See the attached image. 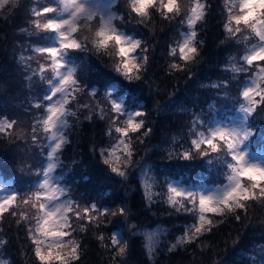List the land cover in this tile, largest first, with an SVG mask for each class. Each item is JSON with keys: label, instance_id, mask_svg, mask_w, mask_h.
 <instances>
[{"label": "trees", "instance_id": "1", "mask_svg": "<svg viewBox=\"0 0 264 264\" xmlns=\"http://www.w3.org/2000/svg\"><path fill=\"white\" fill-rule=\"evenodd\" d=\"M113 1V12L123 14V19L116 21L142 42L141 48L148 49L147 53L139 51L140 60L145 54L148 56L147 68L141 80L129 82L114 71L117 59L113 49L71 55V62L78 67L83 91L76 93L78 103L69 105L76 115L68 117L65 135L69 143L59 153L56 173L61 177L60 183L70 188L71 198L81 205L95 202L112 209L123 205L128 217H113L109 213L101 218L99 225L72 217L69 238L79 246L80 258L76 264H264V201L259 200L248 202L247 211L237 210L241 217L239 221L231 213L224 216L207 214V218L215 221L210 232L169 250L178 237L185 235L186 229L191 235L198 221V212L177 211L167 203L169 180L175 178L193 184L213 172L217 165L209 166L198 156L192 161H184L177 158V154L190 148L193 135L190 129L196 119L206 121L216 106L225 103V93L232 79L241 76L231 70L242 64L236 61L235 53L240 46L244 51L250 34L248 40L241 36L240 43L228 38L223 29L227 19L224 0H200L208 6L204 19L195 26L197 40L201 43L197 44L195 60L185 64L177 52L175 55L169 52L177 47L180 34L176 18L181 22L192 1L187 0L186 9L183 7L185 11L179 17L167 20L152 10L143 21L135 16L130 19L128 12L116 7V1L121 8L125 7L123 0ZM42 6L44 1L40 5V0H20V5L11 14L7 10L0 13V118L17 120L18 131L23 130L28 137L27 141H18L14 138L15 133L12 139L0 135V174L11 179L25 198L34 190L38 178L36 172L44 167L48 151V141L43 133H39L38 145H32L30 139L31 126L39 111L31 108V104L42 99L48 87L46 79L37 88L33 82L34 78H39V73L38 67L33 66L37 55L33 48L37 44L31 38L30 10ZM83 35L85 30L81 31L80 37ZM45 36L48 44L51 34L45 33ZM88 46L91 48V44ZM38 58L49 63L43 56L38 55ZM172 63L180 68H170ZM225 81L228 82L226 88L223 86ZM216 84L221 87H213ZM109 86L124 93L133 111L146 113L143 117L145 127L152 130L147 137H140L143 143L137 138L140 134L130 137L135 149L134 166L129 169L127 180L111 173L99 155L100 148L111 146L115 133L106 134L112 117L105 110L108 103L102 96ZM92 89L96 90L95 96L91 94ZM85 104H91V108L79 106ZM106 107L111 113L109 106ZM100 109L105 110L104 119L100 118ZM89 115L91 120L86 118ZM250 124L254 125V130L258 129L251 140L252 148H264V130L260 128L264 125V108L256 112ZM36 149L40 160L34 163L30 158ZM148 186L151 201L146 198ZM31 209L20 203L15 208L16 216L4 213L0 217V258L6 264H39L29 236L35 219L30 223L20 219L21 213L32 216ZM114 220L117 222L115 227ZM114 231H119L123 241L127 242V253L123 258L114 259L111 246ZM101 235L102 241L98 239ZM149 235L153 240L151 252L146 247Z\"/></svg>", "mask_w": 264, "mask_h": 264}, {"label": "snow or ice", "instance_id": "2", "mask_svg": "<svg viewBox=\"0 0 264 264\" xmlns=\"http://www.w3.org/2000/svg\"><path fill=\"white\" fill-rule=\"evenodd\" d=\"M129 18H140L141 21L151 15L152 10L160 13L167 20L181 16L184 8L181 0H123ZM227 19L223 29L228 38L241 42V34L248 32L254 37L256 43L245 47L240 56L242 64L233 66V72L246 73L251 69L256 72L251 75L239 92V108L236 111L239 116L229 118L225 123L219 120L205 122L197 118L190 132L193 134L190 140V148L177 154V158L184 161H192L197 156L212 166L223 161L226 164V178L228 183L217 187L212 191H205L203 186L186 188L179 186L178 182H169L167 187V203L177 211L198 212V221L191 235L186 233L178 237L176 243L169 249H175L178 245L191 243L193 240L210 232L215 223L207 214L224 216L234 214L239 221L238 209L247 211L248 202L264 201V163L254 162L249 153V144L257 134V128L250 124L252 117L264 108V0H224ZM20 5V0H0V13L7 10L9 14ZM119 7V4H116ZM207 4L200 0H192L187 15L181 20L186 23L188 32L177 48H172L170 55L179 52V59L185 64L194 61L198 55L197 32L195 26L201 22L207 10ZM32 26L38 33L53 34L51 42L33 48V52L44 55L49 63L39 65V75L42 80L45 71L53 73L52 79H47V92L42 99H37L31 104V108L39 110L31 126L32 145H38L41 139L39 133H43L48 143L46 153V166L37 170L39 178L34 190L27 193L26 198L21 196L9 184L5 187L6 178L0 177V217L4 213L17 215L16 207L28 205L35 209V216L21 213L20 219L35 224L29 229V236L34 245V254L39 264H76L79 260L78 244L67 239L71 236V219L85 220L88 223L102 222L101 218L109 213L113 217H128L125 206L118 205L115 209L101 207L95 202L81 205L70 196V188L60 183V177L53 173L60 163L59 153L69 143L65 129L69 127L68 117L75 116L69 105L78 103L77 92L83 91L78 78V67L70 58L75 52H108L114 49L117 63L114 71L123 79L133 82L142 79V73L146 71L148 56L145 54L142 60L137 59V49L147 53V48H141L142 42L118 30L114 21L123 19V14L112 11L111 5L101 8L96 0H52L42 7H33L30 10ZM86 30L88 35L80 37L81 31ZM248 40V37H244ZM91 44V48L88 46ZM172 69H179L180 65L172 63ZM223 86L228 87L225 81ZM213 87L219 88L216 84ZM91 94L95 96L96 90ZM227 93H225V96ZM106 99L110 104L113 114L107 135L114 131L119 139L117 143L99 149L102 163L108 170L127 180L129 169L134 166V144L130 139L134 134L140 142L151 133V128H146L143 119L146 113L142 110L126 112L121 103L113 99L112 91L108 90ZM88 108L89 105H79ZM105 110L100 109V118L104 119ZM120 117H126L121 120ZM91 120L89 115L86 117ZM203 128V131L197 130ZM260 128L264 130V125ZM143 132L141 133V130ZM15 140L27 141L28 137L23 130L18 131V121L7 117L0 118V135ZM122 154V155H121ZM258 158L264 160L260 154ZM146 193V198L151 201L152 195ZM18 201L20 203H18ZM179 205V207H177ZM189 205L191 207H189ZM19 222V221H18ZM116 226V221H112ZM130 228L134 225H129ZM81 230H84L83 227ZM101 241L103 235L99 236ZM146 245L149 252L153 248L152 236L147 237ZM111 246L115 257L123 258L127 253V242L123 241L122 234L114 231L111 237ZM0 264L5 262L0 261Z\"/></svg>", "mask_w": 264, "mask_h": 264}, {"label": "rangeland", "instance_id": "3", "mask_svg": "<svg viewBox=\"0 0 264 264\" xmlns=\"http://www.w3.org/2000/svg\"><path fill=\"white\" fill-rule=\"evenodd\" d=\"M43 1H44V6L47 4V0H40V5H42V3H43ZM184 0H181V4H182V6H183V4H184V8L186 9V3H187V0L185 1V2H183ZM190 1H192V0H190ZM96 3L101 7V8H105V7H107V6H109V5H111V8L114 6V4H115V2L113 1V0H96ZM202 3V2H201ZM116 4H117V1H116ZM118 9H120L122 12L124 11V12H127V9L125 8V7H123V8H121L120 6L118 7ZM112 11H114L113 10V8H112ZM153 11H155V10H153ZM185 11V10H184ZM157 14H160L159 12H157V11H155ZM114 24H115V26L118 28V30H120V31H123V32H125V34H127V35H129V36H131V37H133L134 39H136V37L133 35V34H131V33H129V32H127L125 29H123L121 26H120V24L118 23V21H114ZM176 28L179 30V33H183V35H182V40H183V37H184V35H186L187 34V32H188V28H187V25L185 24V23H181L180 22V20H178L177 18H176ZM196 31V30H195ZM85 35H88V32L85 30ZM85 35H83V36H85ZM241 36H245V37H248L249 36V34H248V32H243L242 34H241ZM31 38H32V40H34V41H36V47H39V46H44V45H46L47 43L45 42V39H46V36H45V33H38V30H36L34 27H33V29H32V31H31ZM182 40H181V42H182ZM243 41V40H242ZM248 43H249V47L251 46V44L252 43H256V40H255V38L254 37H251L250 36V39H249V41H248ZM114 50V49H113ZM140 49H137V53H136V55H137V59L138 60H140L141 59V57H142V55L140 54ZM178 51V50H177ZM242 51H243V48H241V46H240V48L236 51V61L238 60L239 62H242L241 60H240V56L242 55ZM179 53V52H178ZM237 53H239V56L237 55ZM114 54H115V52H114ZM38 55L39 56H43L44 58H46L44 55H42V54H39V53H37V55H35V61H34V67L35 66H37L38 67V69L36 70V71H38V73H39V65L40 64H47V63H45L44 62V60L42 61V59H40V58H38ZM234 57V58H235ZM116 59H117V57H116ZM46 60H48L47 58H46ZM48 62H49V60H48ZM251 74L249 75L247 72L246 73H241V76L240 77H242V76H247V74H248V77H246L245 78V81L246 82H248L249 80H250V77H251V75L252 74H254L255 72H256V69H252L251 70ZM44 76H45V73H44ZM239 76L237 77V78H235V80H233L232 79V84H231V86L230 87H228V90H227V98H228V103H232L234 100L236 101L235 103H236V109H238L239 108V103L237 102L238 100H239V96H237V97H235V93L237 92V87H238V81H239V78H240ZM33 82L35 83V86H36V88L37 87H39L40 85H42L43 84V80L41 79V77H40V75H39V78L38 79H35L34 78V80H33ZM245 82V83H246ZM108 90H111L112 91V96H113V99L114 100H116L117 102H119V103H121L122 104V106H123V108H124V110L126 111V112H131V111H133V106H131V104H129L128 102H125L124 101V93H122V92H120L118 89H116L114 86H111V87H109L107 90H105V91H103V98H105L106 99V93H107V91ZM39 96V94L37 95V97ZM92 97V96H91ZM107 100V99H106ZM85 103H87L86 101H85ZM107 103H108V101H107ZM110 104H105V110L107 111V113L112 117L113 116V114L112 113H110L109 112V110H108V107H106V106H109ZM89 108H91V104L89 105ZM109 109H110V107H109ZM256 114V113H255ZM237 116H239V113L237 112V111H235V114L232 116V117H230V118H235V117H237ZM126 117H120V119L121 120H123V119H125ZM112 120V119H111ZM222 122H225V123H227V122H229V119H226V120H222ZM108 123H109V125H110V123L111 122H109L108 121ZM66 130V129H65ZM198 130H200V131H203L204 129L203 128H199L198 127ZM113 141H112V144L111 145H113V144H115V143H117V141H118V139H119V137H118V135L116 134V133H114V135H113V137L111 138ZM249 153L251 154V158L253 159V161L254 162H259V163H264V160H262V159H260V158H258V155L260 154L262 157H264V152L263 151H252L251 149H250V147H249ZM122 155V154H121ZM31 161H33L34 163H36V162H38L39 160H40V155H39V152L37 151V149H36V151H34V152H32L31 153ZM57 170V169H56ZM56 170H55V172L53 173L54 175H56V176H58V177H60L59 175H57V173H56ZM216 172V166H215V168L213 169V172H209L206 176H204V177H202L201 179H200V181L202 182V186H203V188H204V190L205 191H212V190H214L215 188H217V187H222L224 184H226V183H228V181H227V178L225 177L224 178V183H222V184H219V185H214V184H212V182H211V180L213 179V175H214V173ZM61 178V177H60ZM60 181H61V179H60ZM169 182H178V184H179V186H183V187H186V188H193L194 186H192V182H190V181H181V180H178V179H170L169 180ZM168 182V183H169ZM9 185V183H7V182H5V187L7 188V186ZM195 188V187H194ZM4 193H2V192H0V195H3ZM32 210V216L34 217L35 216V209H31ZM34 219V218H33ZM67 239H71V238H67ZM0 261H3V262H5L4 260H2L1 258H0ZM6 264V263H5Z\"/></svg>", "mask_w": 264, "mask_h": 264}]
</instances>
